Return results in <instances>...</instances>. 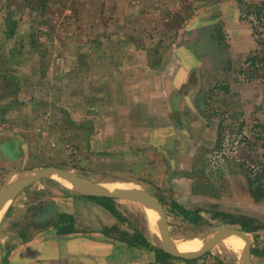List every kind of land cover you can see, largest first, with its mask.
Instances as JSON below:
<instances>
[{
    "label": "rangeland",
    "instance_id": "374dc122",
    "mask_svg": "<svg viewBox=\"0 0 264 264\" xmlns=\"http://www.w3.org/2000/svg\"><path fill=\"white\" fill-rule=\"evenodd\" d=\"M211 1L218 0H0V195L34 169L49 166L103 186L127 183L164 205L174 241L223 225L240 228L214 217L220 206V211L255 219L259 227L247 234L252 248L263 253L253 255L251 264H264V213L249 214L258 203L264 207V198H254L245 175L249 165L259 167L264 161L255 127L259 123L253 120L259 117L264 123V99L246 113L264 85L249 88L248 93L258 92L252 99L226 93L220 86L226 77L200 68L185 85H200L207 108L203 113L212 129L203 131L202 121L190 125L194 115L182 109V24ZM254 72L264 78V70ZM18 120L24 128L15 131L9 122ZM184 127L202 139L182 140ZM194 143V155L182 156V144L192 148ZM183 162L190 164L185 175L193 178L184 189L209 200V207L198 209L202 223L172 211L174 199L182 197ZM10 178L15 181L7 186ZM62 180L48 176L32 182L2 211L0 222L16 200L26 207L15 227L29 234L44 226L34 216L52 213L60 197L74 199L75 208L82 210L86 202L98 204ZM115 202L123 230L141 231L157 245L155 210L149 219L141 202ZM54 218L51 214L52 220L44 223ZM237 251L219 240L196 263L241 264Z\"/></svg>",
    "mask_w": 264,
    "mask_h": 264
},
{
    "label": "crops",
    "instance_id": "0c3cea01",
    "mask_svg": "<svg viewBox=\"0 0 264 264\" xmlns=\"http://www.w3.org/2000/svg\"><path fill=\"white\" fill-rule=\"evenodd\" d=\"M263 44L264 0H218L207 2L195 9L193 16L182 24V109L192 111L194 119L190 121V125L202 121L203 127H199L204 129L203 131L212 129L203 113L207 108L199 95L200 85L197 81L196 85L193 83L185 85L189 78L200 68L204 71L208 69L214 74L227 78L220 82L223 83L220 84L221 90L232 94L240 92L252 99L258 92L251 90L255 94L251 91L248 93L249 88L257 87V83L264 85V78L254 72L263 69L252 66L248 58L251 53L260 50ZM188 91H190L189 96L186 94ZM260 98L264 99V92L257 96V102L246 110V113L249 114L261 102ZM244 108L247 109V106L244 105ZM187 117V114L183 116L182 124H185ZM244 117L248 119L250 115L245 114ZM253 120L255 123L261 122L259 117ZM18 122L11 121L9 125H12L13 130L18 131L24 128L23 121L18 120ZM187 128L182 129L185 133V136L182 135V140L197 142L202 139L198 135L192 137ZM214 134L215 132L212 131L211 138ZM220 137L221 135L218 134L217 146H220ZM196 144L194 143L192 148H185L182 144V156L188 159V156H193ZM1 148L0 143V150ZM1 165L4 163L0 162ZM189 165L182 163V197L175 198L174 201L192 210L209 207V200L199 198L198 194L184 189L185 184H192L193 178L185 175ZM75 203L74 199L68 197H60L56 203L58 213L72 214L75 218L74 231L61 233L55 225L57 218H54L51 223H44L38 231L29 234L20 232L15 227L17 221L21 220L20 213L25 203L21 200L12 202L7 208L3 221L0 222L1 236L6 243L3 255L0 251V264H192L179 258H171L168 263H158L154 251L132 246L120 239L117 234L105 232V227L117 226L121 230L124 229L122 222L106 207L89 201L82 210L79 207V209L75 208ZM255 207L254 212L249 214L264 213L262 203L256 204ZM216 209H219L217 212L230 211L228 209L220 211V206ZM238 212L248 213L243 210ZM51 214L48 211L46 214H40L38 218L46 222Z\"/></svg>",
    "mask_w": 264,
    "mask_h": 264
},
{
    "label": "water",
    "instance_id": "95a60500",
    "mask_svg": "<svg viewBox=\"0 0 264 264\" xmlns=\"http://www.w3.org/2000/svg\"><path fill=\"white\" fill-rule=\"evenodd\" d=\"M48 176L61 177L71 182L73 185L77 186V190L86 195L110 197L113 199L120 198L134 200L141 202L145 206L156 210L158 212V228L161 232V235L165 239V246L162 247L159 246L157 243L156 244L173 257L181 259L197 258L198 256L202 255L206 250H208L214 243L221 240L223 237L228 236L230 234H235L238 237L242 238L245 242L244 247L241 251V264H251L250 238L248 234L242 231L241 229L232 226H219L216 228L219 232H217L212 237L208 238L199 250L194 252L180 251L174 246V240L171 237L168 226L166 211L162 203H160L154 196L147 192H143L137 188L110 190L107 187L103 186V184L91 182L72 171L55 166L36 168L31 172L29 176H24L20 180L18 179L17 182L12 186L5 187L0 195V213L4 211L7 205L32 182ZM81 189L85 192H83ZM52 215L55 218H57L58 216V208L55 202H53Z\"/></svg>",
    "mask_w": 264,
    "mask_h": 264
},
{
    "label": "trees",
    "instance_id": "16d2710c",
    "mask_svg": "<svg viewBox=\"0 0 264 264\" xmlns=\"http://www.w3.org/2000/svg\"><path fill=\"white\" fill-rule=\"evenodd\" d=\"M248 60L251 61L252 66L257 69L264 70V44L262 48L258 51L251 53ZM258 130V139L259 146L262 149L261 156L264 159V123L260 122L256 124ZM248 184L250 185V191L256 200H261L264 198V161L259 167L248 166L245 172ZM89 198L97 201L102 206L106 207L110 210L121 222L122 215L116 208L115 199L110 197H100V196H89ZM172 211L175 214L183 216L184 220L194 223H202L203 216L200 214L198 209L192 210L187 209L180 205L178 202H172ZM214 217L222 219L225 223L228 224H239L241 226V230L248 233L257 230L259 226H257L254 222L255 219L253 217L247 215H238L230 212H214ZM55 225L58 227V231L61 233L72 232L75 230V218L72 214H68L65 212L59 213V218ZM105 232L115 233L120 239L126 241L132 246L144 247L149 250H152L156 253V260L158 263H168L172 256L164 251L159 246L155 245L143 232L136 231L135 233H131L126 230H121L117 226L105 227ZM250 259H252L253 255H260L262 250L258 248L250 247ZM190 262H196V259L188 260ZM218 264H229L223 260H219Z\"/></svg>",
    "mask_w": 264,
    "mask_h": 264
},
{
    "label": "bare ground",
    "instance_id": "6f19581e",
    "mask_svg": "<svg viewBox=\"0 0 264 264\" xmlns=\"http://www.w3.org/2000/svg\"><path fill=\"white\" fill-rule=\"evenodd\" d=\"M59 178H61V177H59ZM12 179L13 178H10V180L7 181V186H9L12 182L15 181V180H12ZM62 181L64 182V184L67 187H69L71 189H77V186L73 185L71 182H69V181L67 182L65 179L62 180ZM131 186L132 185H130V184H127V183L126 184H122L121 182L112 183V184H105V187H107L110 190H120V189H125V188H132ZM82 191H84V190H82ZM146 212H147V217L149 219L153 218L154 209L148 207V208H146ZM1 213H0V215H1ZM155 219H156V223H157L158 212L156 210H155ZM158 231H159V233L157 231L153 232L154 233L155 242L159 246L164 247L165 246V239L161 235V232H160L159 229H158ZM217 232H219V231H217V229H211L207 233L206 232L205 233H201L198 236H195V237H192V238L182 239L181 241H174L173 243H174V246L180 251H183V252H194V251L199 250L203 246V244L206 242V240L208 238L212 237L213 235H215ZM221 240L226 245V247H228L229 249L235 250L236 252H238L237 250H239V248H240V252H241L243 247H244V243H245L242 238L238 237L235 234H230L228 236H225Z\"/></svg>",
    "mask_w": 264,
    "mask_h": 264
},
{
    "label": "flooded vegetation",
    "instance_id": "af4514ba",
    "mask_svg": "<svg viewBox=\"0 0 264 264\" xmlns=\"http://www.w3.org/2000/svg\"><path fill=\"white\" fill-rule=\"evenodd\" d=\"M163 205V204H162ZM163 207H164V205H163ZM50 207H47L46 208V211H48V209H49ZM164 209H165V207H164ZM165 211H166V209H165ZM42 213H44L43 211L42 212H39L36 216H34V221H35V223L36 224H41L42 223V226H43V224H44V221H42V220H40L39 218H38V216L40 215V214H42ZM58 218H59V215L57 216V220H58ZM50 220H52V219H46V221H49L50 222ZM57 220H56V222H57ZM239 225V224H238ZM240 226V225H239ZM239 229H241V226H240V228ZM172 258H174V257H172ZM181 259V258H180ZM183 260H185V261H188V260H190V259H184V258H182ZM191 259H197V258H191ZM188 262H190V261H188ZM190 263H192V264H197L196 262H190Z\"/></svg>",
    "mask_w": 264,
    "mask_h": 264
}]
</instances>
